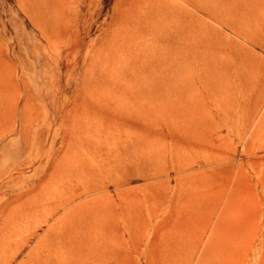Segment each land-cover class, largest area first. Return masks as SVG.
Wrapping results in <instances>:
<instances>
[{"label":"rangeland","instance_id":"rangeland-1","mask_svg":"<svg viewBox=\"0 0 264 264\" xmlns=\"http://www.w3.org/2000/svg\"><path fill=\"white\" fill-rule=\"evenodd\" d=\"M162 4L0 0V264H264V0Z\"/></svg>","mask_w":264,"mask_h":264},{"label":"bare ground","instance_id":"bare-ground-1","mask_svg":"<svg viewBox=\"0 0 264 264\" xmlns=\"http://www.w3.org/2000/svg\"><path fill=\"white\" fill-rule=\"evenodd\" d=\"M220 0H186L187 3H189L188 5H191L193 8V10L190 11H184V10H180V8H175V9H171L168 6H165V4H162L161 6L159 5V7H156V10L158 12H161L162 18L163 20H168V22H172V23H176V26L178 24V28L171 34L172 36H169L168 34H166L164 36V39L167 40L168 43V47H176V48H172L174 51L178 52V49L181 48V51H183L184 48V43L183 46L178 45L176 43L177 38L178 39H182V37H185V50L184 53L186 54V57L193 59L195 62L199 61V56L202 54V50H201V44H203V42L205 41L203 36L205 37L206 34V29L207 26L205 25V23L202 21H199L198 15H196L197 13L200 14H204L205 16L209 17L210 19H214L216 16V9H217V5L218 2ZM234 3L238 2V0H232ZM201 16V15H200ZM201 18V17H200ZM247 18V17H246ZM202 19V18H201ZM209 19V20H210ZM219 19V18H218ZM162 20V19H161ZM207 20V19H206ZM215 20V19H214ZM212 20V21H214ZM227 20V19H226ZM210 22V21H209ZM225 22V21H224ZM255 22V21H254ZM167 23V22H166ZM208 23V22H207ZM234 24V23H231ZM170 25V23H169ZM209 25V23H208ZM213 25V24H212ZM228 26V25H227ZM250 26V25H249ZM209 27V26H208ZM213 27V26H212ZM211 28V27H210ZM232 28V27H230ZM236 28V27H235ZM240 28V27H239ZM262 28V27H261ZM261 28L258 27V29L260 30ZM233 29V28H232ZM232 32V31H231ZM260 32H264V29H262V31ZM235 34V33H234ZM215 35V34H214ZM213 35V36H214ZM236 35V34H235ZM207 36V35H206ZM217 36V35H216ZM219 36V34H218ZM217 36V37H218ZM238 36V35H237ZM264 36V35H262ZM211 37V36H210ZM222 37V36H221ZM213 38V37H212ZM259 38V37H258ZM221 39V38H220ZM237 39V38H236ZM235 39V40H236ZM239 39V38H238ZM243 39V38H242ZM253 39V38H252ZM207 40V39H206ZM262 40V39H259ZM237 41V40H236ZM235 41V42H236ZM247 41V40H246ZM258 41V40H257ZM255 39V43L259 44ZM217 42V41H216ZM215 42V43H216ZM225 42V41H224ZM243 42V41H242ZM254 42V39H253ZM262 42V41H261ZM211 43V42H209ZM220 43V41H219ZM228 43V42H227ZM234 43V42H232ZM244 43V42H243ZM254 43V44H255ZM177 44V45H176ZM222 44V43H221ZM237 44V43H236ZM253 44V43H252ZM251 44V46H252ZM253 44V45H254ZM249 45V44H248ZM256 45V44H255ZM262 45V44H261ZM211 46V45H209ZM221 46V45H220ZM223 46V45H222ZM244 46V45H243ZM213 47V46H212ZM231 48V46H229ZM239 47V46H238ZM246 47V46H245ZM249 47V46H248ZM247 47V48H248ZM254 47V46H253ZM252 47V48H253ZM256 47V46H255ZM216 48V47H214ZM228 48V47H227ZM234 48V47H233ZM241 48V46L239 47ZM203 49V48H202ZM249 49V48H248ZM180 50V49H179ZM243 50V48H242ZM251 50V49H250ZM253 50V49H252ZM210 51V50H209ZM255 51V50H254ZM242 52V51H241ZM247 53V51L245 52ZM250 53V51H249ZM258 53V52H257ZM256 53V54H257ZM176 54V52H175ZM213 54V52H212ZM221 55V54H220ZM234 55V54H233ZM240 55V53H239ZM229 56V55H228ZM244 56V55H243ZM232 57V56H230ZM237 57V56H235ZM234 57V58H235ZM241 57V56H240ZM260 57V56H259ZM208 59V58H207ZM213 59V58H212ZM209 60V59H208ZM239 60V59H238ZM241 60V59H240ZM239 60V61H240ZM207 61V60H205ZM213 62V60H211ZM210 61V63H211ZM215 61V59H214ZM218 61V60H217ZM247 61V60H246ZM204 62V61H203ZM202 62V64H203ZM208 62V61H207ZM206 62V63H207ZM235 62V61H234ZM248 62V61H247ZM205 63V64H206ZM209 62L206 64H210ZM215 63V62H214ZM225 63V62H224ZM190 64V63H189ZM203 64V66L205 65ZM213 64V63H212ZM231 64V63H230ZM239 64V63H238ZM192 65V64H191ZM211 65V64H210ZM249 65V64H248ZM218 66V65H217ZM231 66V65H229ZM214 67V66H212ZM225 68V67H222ZM228 68V67H227ZM231 72H232V68L233 67H229ZM238 70V69H237ZM241 70V69H240ZM218 72V71H217ZM223 72V71H222ZM241 72V71H240ZM246 72V70H245ZM227 73V72H226ZM243 73V71H242ZM241 75V74H240ZM231 76V75H230ZM234 76V75H233ZM232 76V78H233ZM243 76V75H242ZM241 76V77H242ZM239 76V78H241ZM237 78V77H236ZM243 79V78H242ZM246 79V77H245ZM245 79H243V81L245 82ZM225 81V80H224ZM238 81V80H237ZM242 81V80H240ZM224 83V82H223ZM246 83V82H245ZM243 84V83H242ZM246 85V84H245ZM248 85V83H247ZM229 86V85H227ZM235 86V85H234ZM246 87V86H245ZM230 88V87H229ZM227 88V89H229ZM219 90V89H218ZM225 90V89H224ZM222 91V90H221ZM229 92V91H228ZM220 93V92H219ZM222 93V92H221Z\"/></svg>","mask_w":264,"mask_h":264}]
</instances>
